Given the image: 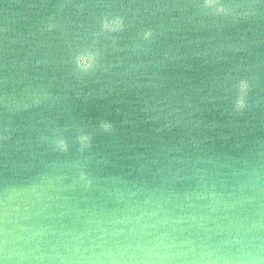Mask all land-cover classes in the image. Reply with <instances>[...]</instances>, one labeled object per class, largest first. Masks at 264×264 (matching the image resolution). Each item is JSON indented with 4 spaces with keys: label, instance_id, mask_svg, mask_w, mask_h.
Here are the masks:
<instances>
[{
    "label": "water",
    "instance_id": "water-1",
    "mask_svg": "<svg viewBox=\"0 0 264 264\" xmlns=\"http://www.w3.org/2000/svg\"><path fill=\"white\" fill-rule=\"evenodd\" d=\"M0 264H264V0H0Z\"/></svg>",
    "mask_w": 264,
    "mask_h": 264
}]
</instances>
